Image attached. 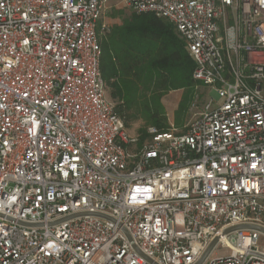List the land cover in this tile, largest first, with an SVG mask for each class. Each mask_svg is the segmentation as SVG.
<instances>
[{
    "label": "built area",
    "instance_id": "1",
    "mask_svg": "<svg viewBox=\"0 0 264 264\" xmlns=\"http://www.w3.org/2000/svg\"><path fill=\"white\" fill-rule=\"evenodd\" d=\"M113 1L0 0V264H197L215 238L202 264H264V234H223L264 229V0H119L217 95L142 134L101 74Z\"/></svg>",
    "mask_w": 264,
    "mask_h": 264
},
{
    "label": "trees",
    "instance_id": "2",
    "mask_svg": "<svg viewBox=\"0 0 264 264\" xmlns=\"http://www.w3.org/2000/svg\"><path fill=\"white\" fill-rule=\"evenodd\" d=\"M102 51V78L125 124L126 118L142 119L160 131L168 129L162 97L176 90L187 93L195 83L194 62L174 28L152 14L136 16L114 29V37L108 36ZM187 97H181L174 123L184 111Z\"/></svg>",
    "mask_w": 264,
    "mask_h": 264
},
{
    "label": "rangeland",
    "instance_id": "3",
    "mask_svg": "<svg viewBox=\"0 0 264 264\" xmlns=\"http://www.w3.org/2000/svg\"><path fill=\"white\" fill-rule=\"evenodd\" d=\"M136 16H142L133 13L128 7H126L119 0H114L100 19L99 28L97 30L99 41L101 44V56L104 57L102 51V44L106 42L108 36L114 37V29L123 26L126 23H131ZM105 25V29L101 28V25ZM106 93L108 99L114 104L117 101H113L109 96V88L106 86ZM187 94V102L185 109L178 118V121L174 123V113L178 108V103L181 97ZM207 98L217 100V95L215 92L203 87L198 83H194L193 88L186 93L184 90L170 91L162 99V104L164 111L169 120L178 131H183L184 127L191 122L196 115L200 112L203 104ZM169 124V123H168ZM151 125L146 124L142 119H132L126 118V127L130 134L143 133L147 127ZM171 127V125H169ZM261 242L264 243V238L262 237ZM213 257V255L211 256Z\"/></svg>",
    "mask_w": 264,
    "mask_h": 264
},
{
    "label": "water",
    "instance_id": "4",
    "mask_svg": "<svg viewBox=\"0 0 264 264\" xmlns=\"http://www.w3.org/2000/svg\"><path fill=\"white\" fill-rule=\"evenodd\" d=\"M81 215H85V214H77V215H74V216H71V217H75V216H81ZM91 215H94V216H97V217H101V218H106L105 216L103 215H100V214H91ZM71 217H68V218H65L63 220H67ZM62 220V221H63ZM49 225H52V224H49ZM239 229H253V230H256V231H259L261 232L262 234H264V229L263 228H260V227H257V226H250V225H243V226H236V227H232V228H229L227 230H225L223 232V234H227V233H230L232 231H235V230H239ZM126 235L127 233L124 232ZM130 243L132 244V247L134 248V250L141 256L143 257L146 261H148L149 263H151V261L144 257L136 248L135 246L133 245V243L131 242L129 236L127 235ZM218 238H215L211 243L210 245L208 246V248L205 250L204 254L202 255V257L200 258V260L197 262V264H202L204 262V260L206 259V257L208 256V254L210 253V251L212 250V248L214 247V245L216 244Z\"/></svg>",
    "mask_w": 264,
    "mask_h": 264
},
{
    "label": "crops",
    "instance_id": "5",
    "mask_svg": "<svg viewBox=\"0 0 264 264\" xmlns=\"http://www.w3.org/2000/svg\"><path fill=\"white\" fill-rule=\"evenodd\" d=\"M100 24V23H99ZM166 96V95H165ZM165 96H163V97H165ZM163 97H162V99H163ZM180 101V100H179ZM173 120H174V118H173ZM168 123H169V125H172V123H170V121L168 120ZM173 126V125H172Z\"/></svg>",
    "mask_w": 264,
    "mask_h": 264
}]
</instances>
